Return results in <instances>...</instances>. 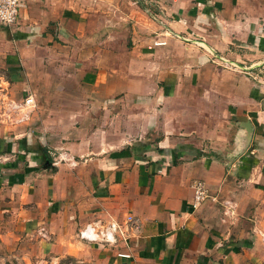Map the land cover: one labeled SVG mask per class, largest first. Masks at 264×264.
Returning <instances> with one entry per match:
<instances>
[{
    "label": "crops",
    "instance_id": "obj_1",
    "mask_svg": "<svg viewBox=\"0 0 264 264\" xmlns=\"http://www.w3.org/2000/svg\"><path fill=\"white\" fill-rule=\"evenodd\" d=\"M3 93L36 105L0 123V215L50 250L264 264V0H21L0 22ZM128 214L115 243L78 236Z\"/></svg>",
    "mask_w": 264,
    "mask_h": 264
},
{
    "label": "built area",
    "instance_id": "obj_2",
    "mask_svg": "<svg viewBox=\"0 0 264 264\" xmlns=\"http://www.w3.org/2000/svg\"><path fill=\"white\" fill-rule=\"evenodd\" d=\"M21 0H0V22L12 25L16 23ZM223 63L228 66L229 61L222 58ZM35 99L32 94H26L23 97L15 98L9 93L0 95V123L2 124H16L26 122L35 107ZM192 200L190 206L197 207L208 194V187L203 179H195L191 183ZM137 225L132 214L126 215L122 223L116 220H110L107 223L99 221L87 222L78 230V236L87 241H98L103 243H115L117 236L123 237L129 235ZM264 241V232H262ZM121 256H128V253L119 252Z\"/></svg>",
    "mask_w": 264,
    "mask_h": 264
},
{
    "label": "rangeland",
    "instance_id": "obj_3",
    "mask_svg": "<svg viewBox=\"0 0 264 264\" xmlns=\"http://www.w3.org/2000/svg\"><path fill=\"white\" fill-rule=\"evenodd\" d=\"M52 156L54 154L51 153ZM50 232L38 227L26 233L17 222L0 215V264H94L47 248Z\"/></svg>",
    "mask_w": 264,
    "mask_h": 264
}]
</instances>
